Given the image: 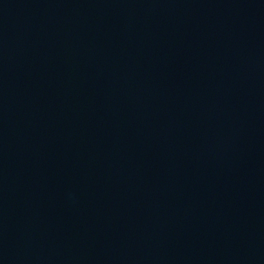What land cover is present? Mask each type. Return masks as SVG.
<instances>
[{
  "label": "water",
  "instance_id": "obj_1",
  "mask_svg": "<svg viewBox=\"0 0 264 264\" xmlns=\"http://www.w3.org/2000/svg\"><path fill=\"white\" fill-rule=\"evenodd\" d=\"M0 264H264V0H0Z\"/></svg>",
  "mask_w": 264,
  "mask_h": 264
}]
</instances>
